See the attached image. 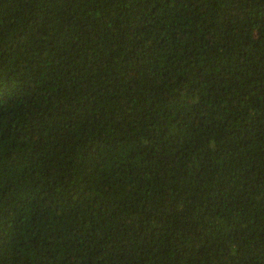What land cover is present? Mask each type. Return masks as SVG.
Here are the masks:
<instances>
[{
  "label": "trees",
  "instance_id": "1",
  "mask_svg": "<svg viewBox=\"0 0 264 264\" xmlns=\"http://www.w3.org/2000/svg\"><path fill=\"white\" fill-rule=\"evenodd\" d=\"M0 264H264V0H0Z\"/></svg>",
  "mask_w": 264,
  "mask_h": 264
}]
</instances>
